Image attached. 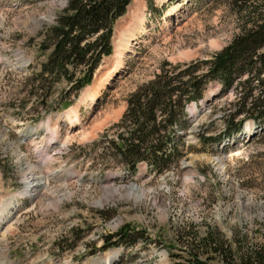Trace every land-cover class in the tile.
I'll return each instance as SVG.
<instances>
[{
  "label": "rangeland",
  "instance_id": "1",
  "mask_svg": "<svg viewBox=\"0 0 264 264\" xmlns=\"http://www.w3.org/2000/svg\"><path fill=\"white\" fill-rule=\"evenodd\" d=\"M67 2L0 0V207L4 219L14 213L0 229V264H105L112 254L111 264H188L191 251L202 253L196 238L210 232L244 253L233 264H251L248 251L264 249V132L249 120L232 144L210 138L226 132L235 90L214 81L189 105L184 157L165 174H151L146 164L136 175L119 168L100 174L102 148L87 147L105 132L115 135L129 96L164 63L210 59L232 43L241 28L235 5L132 0L92 83L76 93L53 82L47 98L43 88L31 100L38 86L28 79L46 59L40 32ZM251 2L264 9V0ZM128 38L129 49L117 54ZM27 181L32 186L7 210L8 197ZM122 228L128 240L116 236ZM201 257L221 264L212 252Z\"/></svg>",
  "mask_w": 264,
  "mask_h": 264
},
{
  "label": "trees",
  "instance_id": "2",
  "mask_svg": "<svg viewBox=\"0 0 264 264\" xmlns=\"http://www.w3.org/2000/svg\"><path fill=\"white\" fill-rule=\"evenodd\" d=\"M130 1L68 0L56 21L40 32V51L47 59L28 79L38 86L30 96L38 97L37 90L45 88L42 92L47 98L53 82L65 81L72 85L70 91L77 92L90 83L101 60L112 53L114 24ZM231 1L241 26L232 43L210 59L164 63L153 79L129 96L125 113L112 127L115 135L105 132L88 144L91 150L102 148L106 161L101 171L119 167L133 174L141 163L157 174L173 169L184 155L180 131L186 124V106L202 99L214 80L225 91L232 89L237 94L231 102L236 109L226 114L228 131L210 137L213 141L239 132L248 119L264 125V9L259 10L251 0ZM125 229L116 233L120 240L131 236ZM195 243L202 253L220 257L221 264L245 258H239L244 253L233 250L232 242L228 244L213 232L196 238ZM202 253L191 251L188 264H212V257H201ZM248 255L251 264L264 262V249L255 247Z\"/></svg>",
  "mask_w": 264,
  "mask_h": 264
},
{
  "label": "bare ground",
  "instance_id": "3",
  "mask_svg": "<svg viewBox=\"0 0 264 264\" xmlns=\"http://www.w3.org/2000/svg\"><path fill=\"white\" fill-rule=\"evenodd\" d=\"M142 27V26H141ZM133 38H128V39H126L124 42H122V43H117V45H116V51H117V54H120V55H122V54H124L128 49H129V46L132 44V42H131V40H132ZM123 56V55H122ZM122 58V57H121ZM121 58H119V61H117V65L115 66V68H117V67H119L120 65H121V63H122V61H121ZM72 112H65V113H63L62 114V116H60V118H64V117H68V116H71V115H69V114H71ZM69 119H71V117H69ZM247 131H252V129L250 128V127H247ZM33 177V176H32ZM30 179V178H29ZM30 186H32V184L30 185V182H29V185H28V181L27 182H25V188L23 189V190H21V192H19L18 194H13V195H11V197H8V202H7V205H6V207L8 208L7 210H9V209H11L12 211L11 212H14V209H16V203H15V200L17 201V199H19L21 196V194L23 195L26 191H27V189H28V187H30ZM5 205V204H4ZM10 205H11V207H10ZM2 207V206H1ZM0 207V208H1ZM5 207V208H6ZM2 210V208L0 209V229L4 226V223L6 222V221H9L10 220V218L13 216V214H11V215H9L6 219H4V217L2 216V214H3V210ZM10 212V211H9ZM10 212V213H11ZM9 213V214H10ZM8 214H6V216H7ZM2 216V217H1ZM2 218V219H1ZM8 223V222H7ZM118 253V252H117ZM114 254H112V255H109V257L108 258H106L104 261H106L105 262V264H111L110 262L111 261H114L115 260V258H116V256L114 257L113 256ZM115 255H117V254H115ZM119 256V255H118ZM101 262H102V260L101 261H99V262H94V263H92V264H101Z\"/></svg>",
  "mask_w": 264,
  "mask_h": 264
}]
</instances>
